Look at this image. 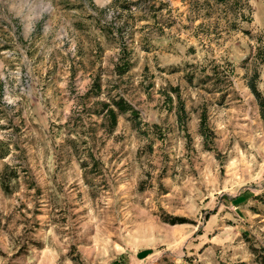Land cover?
I'll return each mask as SVG.
<instances>
[{"label": "rangeland", "instance_id": "rangeland-1", "mask_svg": "<svg viewBox=\"0 0 264 264\" xmlns=\"http://www.w3.org/2000/svg\"><path fill=\"white\" fill-rule=\"evenodd\" d=\"M251 79L264 0H0V264H261Z\"/></svg>", "mask_w": 264, "mask_h": 264}, {"label": "trees", "instance_id": "trees-1", "mask_svg": "<svg viewBox=\"0 0 264 264\" xmlns=\"http://www.w3.org/2000/svg\"><path fill=\"white\" fill-rule=\"evenodd\" d=\"M217 1L223 3V2H228L230 0H217ZM123 7H125V9L132 11V6L130 4L123 6ZM130 67H131V59L128 57V55L125 54V52H124V54H120L119 60L115 66L118 73L123 74V73L127 72ZM249 85H250L252 91L254 92V94L256 95V97L259 101V104L262 108V111L264 113V96H263V94L259 90L254 79L250 80ZM128 111L134 112V108L123 96H119L118 98H114L112 100V103H104L103 104V113L107 118H109L110 124L112 125V128L117 125L119 114L126 113ZM166 219H169L168 221H170L172 223H179V222L185 221V218H182L180 216H173L171 218H166ZM261 264H264V252H262V256H261Z\"/></svg>", "mask_w": 264, "mask_h": 264}]
</instances>
